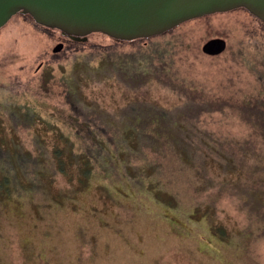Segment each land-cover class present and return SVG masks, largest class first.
<instances>
[{"label":"rangeland","instance_id":"rangeland-1","mask_svg":"<svg viewBox=\"0 0 264 264\" xmlns=\"http://www.w3.org/2000/svg\"><path fill=\"white\" fill-rule=\"evenodd\" d=\"M213 37L226 47L205 54L201 47ZM146 48L156 52L144 83L113 73L103 80L92 76L82 88L106 114L141 98L164 109L196 105L199 111L192 107L186 118L191 134L183 137L195 146L192 165L183 162L180 174L163 182L177 204L170 208L146 190L137 194L113 174L93 172L83 186L57 175L49 193H67L61 202L39 207L27 196L0 202V264H242L235 249L241 229L243 264H264V24L243 8L193 18L134 43L103 33L73 43L59 30L13 15L0 28V110L4 104L31 106L47 125L36 119L27 127L2 112L0 138L33 150L34 129L40 128L51 146L55 130L67 132L73 121L65 98L73 68L95 66L106 53ZM144 153L163 170L176 158ZM223 166L236 170L225 173ZM213 221L223 224L230 245L213 237Z\"/></svg>","mask_w":264,"mask_h":264},{"label":"trees","instance_id":"trees-1","mask_svg":"<svg viewBox=\"0 0 264 264\" xmlns=\"http://www.w3.org/2000/svg\"><path fill=\"white\" fill-rule=\"evenodd\" d=\"M172 29L147 38L113 40L142 42L162 36ZM155 52V50L148 52L147 48L124 54L110 52L104 54L95 66L88 64L89 62H83L79 67L75 66L67 75L68 88L65 90V98L74 114L73 121L69 124V131L63 132L60 128L55 130L56 137H53L51 146L48 144V137L40 128L34 129L33 150L24 147L20 141L5 140L1 136L0 202L6 198L18 199L27 196L30 202L39 207L49 206L61 202L62 197L67 195L64 191L49 193L57 175L83 186L90 180V175L96 172L109 177L113 174L114 180L122 183L121 186L127 184L137 194H142L146 190L155 200L163 202L170 208L175 206L178 202L177 197L163 186V182L171 183L174 175L180 174L183 162L192 165L190 152L195 151L193 150L195 146L191 143L186 144L183 137L191 134V130L187 128L186 118L192 113V107L199 111L196 105L184 103L182 109L181 107L164 109L152 100L141 98L131 100L127 106L118 105L111 114H106L104 108H94L95 105L99 106V103L89 98L82 88L92 76L103 80L111 78L113 73L121 81L133 79L135 82L144 83L153 72L152 56ZM161 54L158 52L159 56ZM74 72H77L76 75L72 74ZM1 108L0 119L4 112L10 121L21 119L27 127H33L36 119L40 121L42 119L38 109L31 106L8 107L4 104ZM77 115H81L82 119H78ZM37 124L47 125L44 121ZM107 131H111L110 137L105 136ZM144 152H156L158 155L176 158L171 164L172 168L163 170L160 169L161 165L158 166L153 159L150 160ZM120 158L124 162L116 167ZM132 160H135L134 163ZM99 163L102 164V169L93 170ZM74 165L76 170L71 171L70 168ZM223 169L225 173L236 170L231 166H223ZM103 195L109 197L108 191ZM199 209L200 206L193 208L192 213ZM210 230L220 243L231 244L223 224L213 221ZM243 246L241 229L236 234L235 249L242 264Z\"/></svg>","mask_w":264,"mask_h":264},{"label":"water","instance_id":"water-1","mask_svg":"<svg viewBox=\"0 0 264 264\" xmlns=\"http://www.w3.org/2000/svg\"><path fill=\"white\" fill-rule=\"evenodd\" d=\"M236 8L245 9L264 23V0H0V28L19 13L72 40L84 41L91 33H103L117 41H129ZM62 46V42L57 43L53 51ZM225 47L223 38L213 37L201 50L216 55Z\"/></svg>","mask_w":264,"mask_h":264},{"label":"flooded vegetation","instance_id":"flooded-vegetation-1","mask_svg":"<svg viewBox=\"0 0 264 264\" xmlns=\"http://www.w3.org/2000/svg\"><path fill=\"white\" fill-rule=\"evenodd\" d=\"M62 35V34H61ZM62 37L64 38V40H72V39H69L68 37H66V36H63L62 35ZM75 41H77V40H75ZM62 43H64V41H61Z\"/></svg>","mask_w":264,"mask_h":264}]
</instances>
